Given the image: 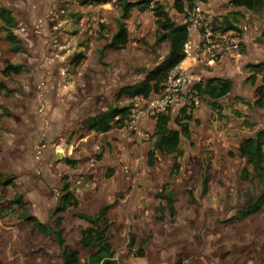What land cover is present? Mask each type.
Instances as JSON below:
<instances>
[{"label":"rangeland","instance_id":"rangeland-1","mask_svg":"<svg viewBox=\"0 0 264 264\" xmlns=\"http://www.w3.org/2000/svg\"><path fill=\"white\" fill-rule=\"evenodd\" d=\"M120 1L0 0L17 20L13 33L19 46L12 50L0 21V264H63L65 250L89 264L91 252L80 244L89 224L78 215L94 216L103 207H109L106 236L115 264H264V209L234 219L259 194L257 181L242 176L245 160L237 149L243 139L264 131V109L254 104L260 78L253 85L248 69L264 63V14L235 10L230 0H203L213 41H220L216 33H226L223 18L241 13L237 30L230 31L238 51L215 54L212 66L202 44L194 43L202 32L189 34L192 55L202 60L193 72L204 81L227 79L232 90L218 100L220 109L203 100L181 122L189 134L181 137V156L155 153L151 166L155 119L142 126L148 138L141 141L120 126L107 134L83 127L107 109L129 107L132 99L121 89L143 81L168 52L167 42L156 43L151 0H127L147 1L148 9L141 10L143 4L132 10L127 47L107 49L100 59L121 17ZM178 1L183 14L175 9ZM158 4L176 24L187 23L188 0ZM6 63L20 65L21 72L3 76ZM178 115L169 113L171 129H180ZM204 177L209 189L202 195ZM65 183L78 204L56 214ZM162 194H173L174 216ZM15 195L46 233L22 218L20 205H9ZM59 216L61 250L54 236Z\"/></svg>","mask_w":264,"mask_h":264},{"label":"trees","instance_id":"trees-1","mask_svg":"<svg viewBox=\"0 0 264 264\" xmlns=\"http://www.w3.org/2000/svg\"><path fill=\"white\" fill-rule=\"evenodd\" d=\"M110 0H91V3L96 5H105ZM144 7H140L141 5ZM230 6L235 9H244L254 14H264V0H230ZM121 10V17L116 21V30L111 35V38L107 41L105 46L100 49L99 57L103 56V53L107 49L111 50H124L129 44V32L127 29L126 21L130 18V14L135 7H140L141 10L148 9V2H128L127 0H121L119 3ZM175 9L179 14L184 13V8L178 2L175 3ZM154 17L156 18V43L161 44L168 43V52L163 61L156 67L147 72L145 79L135 85L125 87L121 89V95L133 99L136 96L144 98H150L152 96L159 95L166 81L168 73L180 65L186 58L184 53V46L189 40L186 24H176L173 22L164 7L157 4L153 9ZM241 16L240 11L230 12L228 16L221 21V30L223 32H230L237 30L238 17ZM0 21L3 23L6 39L11 44V48L14 52L19 50L17 45V38L13 33V30L17 26V20L12 13L0 6ZM83 59V57H78ZM79 61V60H78ZM77 62V61H76ZM248 69L251 72L250 79L255 85L258 78H260V85H256V100L255 106L264 109V63L250 64ZM143 71V69H141ZM21 72L20 65H11L6 63V67L2 70L3 76L8 77L11 73L19 74ZM232 90V83L227 79L212 78L207 79L201 85L196 87V91L201 100H206L209 106L213 110L220 109L218 100L226 97ZM129 107L117 108L112 107L107 109L98 115L90 117L83 121L84 129L89 133L107 134L114 126L124 127L127 112ZM167 114H156L152 119L156 120L154 144L151 151H149V163L152 166L155 153L162 155H174L181 156L182 151L180 149L181 137L188 138V127L183 121L190 120L193 112H186L181 110L175 123L180 126L179 130L171 129L169 123L171 117ZM238 156L245 160V167L242 171L243 178L249 181H257L259 194L253 198L249 203L243 206L237 211L234 216L236 220L247 219L264 209V131L257 132L252 137H247L241 141L238 146ZM6 184V183H5ZM4 185V181L0 178V187ZM208 179L204 177L202 180V195L208 192ZM165 200L169 215L174 216L175 208L173 201V194L160 195ZM21 196L15 195L14 199L9 203L10 206L14 204L20 205L23 209L22 218L25 221L32 222L34 226L42 232H47V227L36 219L27 214L24 210V204L20 202ZM78 204L73 194L69 190V184L65 183L61 191V195L58 198V204L55 208V213L60 214L66 212L69 208ZM109 207H103L94 216H88L80 214L78 218L84 220L89 224L88 227L82 230L80 244L82 248L89 250V264H115L114 252L111 243L109 242L106 232L108 229L109 221L106 213ZM62 217H57L55 221L54 236L58 245L63 246V230H62ZM65 259L63 264H80L78 253L74 250H65Z\"/></svg>","mask_w":264,"mask_h":264},{"label":"built area","instance_id":"built-area-1","mask_svg":"<svg viewBox=\"0 0 264 264\" xmlns=\"http://www.w3.org/2000/svg\"><path fill=\"white\" fill-rule=\"evenodd\" d=\"M116 0H112L115 2ZM161 0H151V8ZM191 10L187 12V31L188 35L192 31L198 30L202 33L199 35V42L202 47V52L210 58L206 60L208 66L214 64V55L222 52L233 53L238 51L239 41L236 38H231V33L224 34L216 33L220 41H213L215 35L209 27L210 17L205 16L203 10V0H188ZM223 44H222V43ZM196 47V46H194ZM185 60L172 69L166 78L164 88L159 95L150 98L136 96L131 100L127 118L124 124V129L134 135L137 141L145 140L148 135L142 130V126L156 114H167L168 112H194L201 105V98L196 91V87L204 83L200 77L193 72V66H184L185 62H195L196 57L192 55L193 47L188 40L184 46Z\"/></svg>","mask_w":264,"mask_h":264},{"label":"crops","instance_id":"crops-1","mask_svg":"<svg viewBox=\"0 0 264 264\" xmlns=\"http://www.w3.org/2000/svg\"><path fill=\"white\" fill-rule=\"evenodd\" d=\"M194 40H195V42H194L195 44H196V42L199 41V40H198V37H197V38L195 37ZM194 46H195V45H194ZM194 48H195V47H194ZM198 58H199V57H198ZM196 60H197V61H195V62H192L191 60H190V61L187 60V61H188V65H187V66H193V68H196L197 63H202V60H201V59H200V60L197 59V57H196ZM187 61H186V62H187ZM186 62H185V63H186Z\"/></svg>","mask_w":264,"mask_h":264},{"label":"water","instance_id":"water-1","mask_svg":"<svg viewBox=\"0 0 264 264\" xmlns=\"http://www.w3.org/2000/svg\"><path fill=\"white\" fill-rule=\"evenodd\" d=\"M62 157H63V155H61V154L57 155L56 161H58ZM59 250H61V245H59ZM62 257H63V259H65V253L64 252L62 253Z\"/></svg>","mask_w":264,"mask_h":264}]
</instances>
